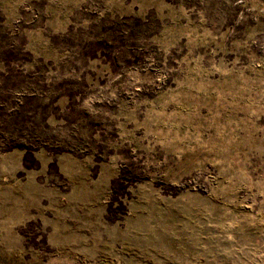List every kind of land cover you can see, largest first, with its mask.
Wrapping results in <instances>:
<instances>
[{"label": "rangeland", "instance_id": "374dc122", "mask_svg": "<svg viewBox=\"0 0 264 264\" xmlns=\"http://www.w3.org/2000/svg\"><path fill=\"white\" fill-rule=\"evenodd\" d=\"M0 264H264V0H0Z\"/></svg>", "mask_w": 264, "mask_h": 264}]
</instances>
